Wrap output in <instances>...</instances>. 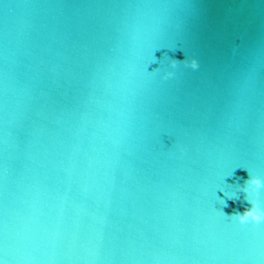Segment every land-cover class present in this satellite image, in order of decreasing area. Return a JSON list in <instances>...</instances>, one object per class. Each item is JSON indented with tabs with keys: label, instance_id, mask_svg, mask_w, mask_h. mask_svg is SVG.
<instances>
[{
	"label": "water",
	"instance_id": "95a60500",
	"mask_svg": "<svg viewBox=\"0 0 264 264\" xmlns=\"http://www.w3.org/2000/svg\"><path fill=\"white\" fill-rule=\"evenodd\" d=\"M249 171L264 0H0L7 264H264V221L221 192Z\"/></svg>",
	"mask_w": 264,
	"mask_h": 264
},
{
	"label": "clouds",
	"instance_id": "9594fccd",
	"mask_svg": "<svg viewBox=\"0 0 264 264\" xmlns=\"http://www.w3.org/2000/svg\"><path fill=\"white\" fill-rule=\"evenodd\" d=\"M172 50L174 51L175 49ZM181 50L183 51V49ZM167 65L168 66L164 67L162 70L160 66H158L153 71H159L161 79H166L168 77H172L175 74V70L177 69L178 65H184L192 69H196L199 66L195 55H184L182 59H178L175 56H167ZM262 188H264V178H262L259 174H255L250 171L245 182L243 184L235 185L234 190L225 191L222 188L221 192H223L224 196L232 199L233 201L236 200L238 192H244L246 194L245 199L249 202V205L242 211H233L231 214L227 215L233 217L240 223L247 221H264V205H262L260 199L258 198ZM219 200L221 204H226V201L223 198L219 197ZM218 211L226 215L222 209L219 208ZM0 264H7V261L0 257Z\"/></svg>",
	"mask_w": 264,
	"mask_h": 264
}]
</instances>
